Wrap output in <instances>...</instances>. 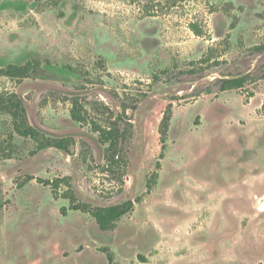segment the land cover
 I'll return each mask as SVG.
<instances>
[{"label":"rangeland","instance_id":"374dc122","mask_svg":"<svg viewBox=\"0 0 264 264\" xmlns=\"http://www.w3.org/2000/svg\"><path fill=\"white\" fill-rule=\"evenodd\" d=\"M262 44L264 0H0V67L41 64L0 76V93L21 96L44 134L75 140L70 154L32 153L0 112V264H264ZM245 74L243 88L218 91ZM74 97L88 122L72 120ZM93 122L132 125L117 163ZM68 187L79 202L134 208L103 231L69 208Z\"/></svg>","mask_w":264,"mask_h":264},{"label":"trees","instance_id":"16d2710c","mask_svg":"<svg viewBox=\"0 0 264 264\" xmlns=\"http://www.w3.org/2000/svg\"><path fill=\"white\" fill-rule=\"evenodd\" d=\"M152 8V5L146 7L148 12ZM190 31L196 36L203 35L202 26L198 22H190L188 24ZM257 50H264V44L256 47ZM214 56V49L208 48L204 56L200 59V62L210 61ZM41 68V64L38 60H30L24 64H8L4 67H0V76L7 77L9 79H24L33 74H36ZM261 77L264 78V63L261 65ZM250 75H237L234 77H226L220 80L218 91L223 92L226 90H238L245 86L249 81ZM210 90H204L203 92H209ZM253 94H250L251 97ZM0 112L7 114L11 117L13 130L22 137L32 139L36 146L32 153H36L39 150L46 148H57L70 154L75 140L72 137H52L44 134L39 129L35 128L30 122L27 114V110L23 99L16 92L0 93ZM70 116L72 120L78 123L88 122L86 110L83 103L78 97H74L71 100ZM172 117L171 105H168L166 111L163 113V117L159 125V134L161 141V148L164 149L167 132L169 129L170 121ZM122 120L121 116H118V121ZM94 131L99 133L100 142L105 145V159L109 164L117 163L119 160V153L121 152L120 145L122 143L130 142L131 136V124H126L122 129L118 125L113 124L109 127H104L98 123H94ZM118 124V123H117ZM163 154V153H162ZM161 154V155H162ZM159 166V164H157ZM156 173L152 174L155 177ZM33 179L32 175H24L20 185L23 186L27 182ZM63 181L62 178H55L52 181H47L52 188L54 195H56L57 188ZM151 181V180H150ZM148 182V189L151 188V182ZM64 197L69 199V208L72 210H78L88 213L98 224L101 230H111L115 227L116 222L124 215L130 213L134 208L133 200H126L124 202L108 205V206H95L85 202H79L75 197L73 191L68 187ZM140 200L137 199V201ZM62 213H66V208L61 209ZM106 251V250H104ZM109 262L112 261V256L107 255Z\"/></svg>","mask_w":264,"mask_h":264},{"label":"bare ground","instance_id":"6f19581e","mask_svg":"<svg viewBox=\"0 0 264 264\" xmlns=\"http://www.w3.org/2000/svg\"><path fill=\"white\" fill-rule=\"evenodd\" d=\"M262 209H264V207H262Z\"/></svg>","mask_w":264,"mask_h":264}]
</instances>
